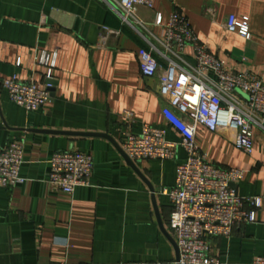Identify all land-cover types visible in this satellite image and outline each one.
Wrapping results in <instances>:
<instances>
[{
	"label": "crops",
	"instance_id": "1",
	"mask_svg": "<svg viewBox=\"0 0 264 264\" xmlns=\"http://www.w3.org/2000/svg\"><path fill=\"white\" fill-rule=\"evenodd\" d=\"M175 9L214 55L264 80V0H155L152 8L138 9L149 31L125 23L106 0H0V148L20 143L25 151V182L0 186V264H172L177 259L159 219L169 233L172 207L162 190L175 185L185 149L180 146L172 159L137 161L134 168L112 140L121 147L123 133H139L145 123L181 140L170 120L174 109L160 95L159 77H144L138 60L149 42L162 49L158 38ZM232 14L249 17L251 39L225 29ZM159 15L162 25L156 24ZM42 50L58 53L53 96L45 107L27 111L10 100L2 81L17 75L46 84L47 69L37 62ZM186 56L194 62L192 48ZM125 111H132V120ZM176 116L182 125L185 116ZM253 139L247 154L220 133L197 130L211 162L245 170L234 186L238 196L262 198L255 222L213 238L221 264H251L264 254V131L255 127ZM73 150L90 153L94 170L90 186L66 194L48 184L51 159ZM245 206L251 208L249 202Z\"/></svg>",
	"mask_w": 264,
	"mask_h": 264
},
{
	"label": "built area",
	"instance_id": "2",
	"mask_svg": "<svg viewBox=\"0 0 264 264\" xmlns=\"http://www.w3.org/2000/svg\"><path fill=\"white\" fill-rule=\"evenodd\" d=\"M109 7L130 25L138 24L149 31L138 16L141 6L152 8L155 0H106ZM162 25V17L156 19ZM226 30L252 38L249 17L239 19L229 15ZM107 33L111 29H105ZM162 49L150 43V48L138 52L139 68L146 78L159 77L160 95L174 109L170 116L172 127L181 140L168 139V129H159L145 123L139 133H123L121 148L134 161L145 159L168 160L176 156L178 148L187 156L178 164L176 183L165 187L172 207L168 231L174 239L179 259L172 264H221L214 255L213 238L230 236L233 229L244 223L255 222L261 197L241 198L232 184L240 182L245 170L224 168L211 162L197 141L199 126L220 133L247 154L254 148V129L264 131V80L248 70H237L214 55L193 29L188 17L175 9L164 25V34L158 38ZM192 48L194 62L186 56ZM156 54H160L163 61ZM57 51H40L37 62L46 67L47 83L24 81L17 75L3 79V88L11 101L27 111H37L51 100L53 70L57 65ZM185 116L182 125L176 123L177 113ZM125 117L133 119L132 111ZM24 146L13 143L0 148V186L14 187L25 182L21 176ZM51 188L72 194L79 186H90L94 158L80 150L61 151L51 159ZM246 202L251 208H246ZM148 264V263H139ZM156 264H163L161 262ZM251 264H264V254L256 256Z\"/></svg>",
	"mask_w": 264,
	"mask_h": 264
},
{
	"label": "water",
	"instance_id": "3",
	"mask_svg": "<svg viewBox=\"0 0 264 264\" xmlns=\"http://www.w3.org/2000/svg\"><path fill=\"white\" fill-rule=\"evenodd\" d=\"M52 84H54V82L53 81H50ZM53 96V95H52ZM105 137L107 136L108 137V135H104ZM110 138V137H109ZM113 140V142L117 145V147L119 148V150L121 151V153L123 154V156L125 157V159L128 161V163L131 165V166H133L134 168H137V165H136V163L123 151V149L119 146V144L114 140V139H112ZM233 186H235V184H232ZM151 188V191L154 193V196H153V198H154V200L156 199V195H155V190H154V188L153 187H150ZM159 222H160V225H161V227L163 228V231H165V233L167 234V236L169 237V239L173 242V244H174V246H175V248H176V251H177V259H179V250H178V247H177V245H176V243H175V241H174V239L171 237V235L166 231V228L164 227V225H163V223H162V221H161V219H159Z\"/></svg>",
	"mask_w": 264,
	"mask_h": 264
}]
</instances>
